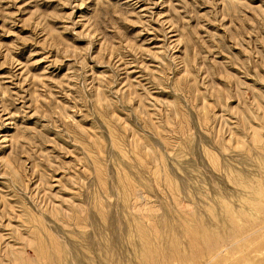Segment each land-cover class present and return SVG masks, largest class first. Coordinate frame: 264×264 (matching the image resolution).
<instances>
[{
    "label": "rangeland",
    "instance_id": "374dc122",
    "mask_svg": "<svg viewBox=\"0 0 264 264\" xmlns=\"http://www.w3.org/2000/svg\"><path fill=\"white\" fill-rule=\"evenodd\" d=\"M0 264H264V0H0Z\"/></svg>",
    "mask_w": 264,
    "mask_h": 264
},
{
    "label": "bare ground",
    "instance_id": "6f19581e",
    "mask_svg": "<svg viewBox=\"0 0 264 264\" xmlns=\"http://www.w3.org/2000/svg\"><path fill=\"white\" fill-rule=\"evenodd\" d=\"M259 254V253H258ZM234 258V257H233ZM247 259V258H246ZM205 260V259H204ZM238 260V259H237ZM248 260V259H247ZM250 261V260H249ZM254 261V260H253ZM258 261V260H257ZM248 262V261H247ZM250 262H252V261H250ZM208 263V262H207ZM209 263H211V262H209Z\"/></svg>",
    "mask_w": 264,
    "mask_h": 264
}]
</instances>
